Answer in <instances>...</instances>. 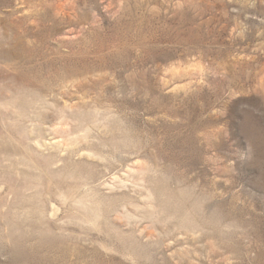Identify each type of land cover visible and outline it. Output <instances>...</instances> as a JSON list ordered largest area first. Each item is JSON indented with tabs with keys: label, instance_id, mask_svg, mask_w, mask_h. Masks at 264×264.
I'll list each match as a JSON object with an SVG mask.
<instances>
[{
	"label": "rangeland",
	"instance_id": "1",
	"mask_svg": "<svg viewBox=\"0 0 264 264\" xmlns=\"http://www.w3.org/2000/svg\"><path fill=\"white\" fill-rule=\"evenodd\" d=\"M0 264H264V0H0Z\"/></svg>",
	"mask_w": 264,
	"mask_h": 264
}]
</instances>
